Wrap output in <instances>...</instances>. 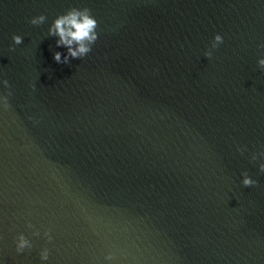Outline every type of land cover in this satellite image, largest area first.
I'll list each match as a JSON object with an SVG mask.
<instances>
[{"label": "water", "instance_id": "obj_1", "mask_svg": "<svg viewBox=\"0 0 264 264\" xmlns=\"http://www.w3.org/2000/svg\"><path fill=\"white\" fill-rule=\"evenodd\" d=\"M261 61L264 0H0V264H264Z\"/></svg>", "mask_w": 264, "mask_h": 264}, {"label": "clouds", "instance_id": "obj_2", "mask_svg": "<svg viewBox=\"0 0 264 264\" xmlns=\"http://www.w3.org/2000/svg\"><path fill=\"white\" fill-rule=\"evenodd\" d=\"M95 25V20L88 16L86 12L77 10H70L69 12L57 17L53 21V27L49 31L55 30V33L59 36L58 44L63 43L68 45V53L72 56L82 54L87 51V45L84 43L85 40L91 41L94 39V33L92 29ZM19 41V37H14ZM216 39H220L219 36ZM75 43L76 47L73 48L71 45ZM53 58L56 60L60 59V53L56 52L53 54ZM264 63V61H261ZM245 183L249 181L245 179Z\"/></svg>", "mask_w": 264, "mask_h": 264}]
</instances>
